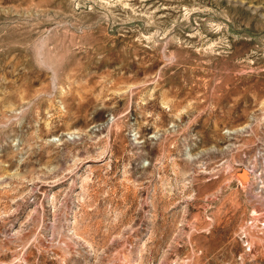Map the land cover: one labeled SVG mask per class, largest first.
Masks as SVG:
<instances>
[{
  "label": "rangeland",
  "instance_id": "374dc122",
  "mask_svg": "<svg viewBox=\"0 0 264 264\" xmlns=\"http://www.w3.org/2000/svg\"><path fill=\"white\" fill-rule=\"evenodd\" d=\"M0 264H264V0H0Z\"/></svg>",
  "mask_w": 264,
  "mask_h": 264
}]
</instances>
